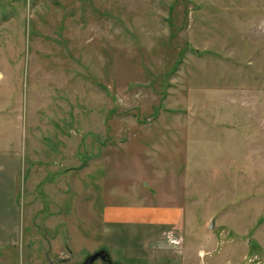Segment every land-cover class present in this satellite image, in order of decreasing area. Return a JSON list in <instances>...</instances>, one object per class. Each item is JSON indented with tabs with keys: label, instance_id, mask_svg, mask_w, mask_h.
Masks as SVG:
<instances>
[{
	"label": "rangeland",
	"instance_id": "1",
	"mask_svg": "<svg viewBox=\"0 0 264 264\" xmlns=\"http://www.w3.org/2000/svg\"><path fill=\"white\" fill-rule=\"evenodd\" d=\"M0 146L24 157L0 262L81 264L114 206L182 212L151 253L264 264V0H0Z\"/></svg>",
	"mask_w": 264,
	"mask_h": 264
},
{
	"label": "crops",
	"instance_id": "2",
	"mask_svg": "<svg viewBox=\"0 0 264 264\" xmlns=\"http://www.w3.org/2000/svg\"><path fill=\"white\" fill-rule=\"evenodd\" d=\"M23 162L22 152L0 146V252L10 250L15 253L21 245L23 222L18 203V188ZM134 208L136 209L128 207L122 213H117L114 206H107L104 210L102 249L109 254L112 261L121 264H184L179 255L177 262L173 257L166 258L163 252L160 253L162 250L151 253L145 248L152 238L157 239L160 228L177 223L178 215L182 212L178 208ZM118 224L123 227L119 228ZM145 225L149 228L139 236V248L129 246L127 238L121 240L125 236L122 230L132 231L128 236L133 238L136 230ZM151 226L155 228L151 230ZM53 250L55 249L50 248L49 252ZM68 252H73V249L69 248ZM53 260L51 259V264H56ZM0 264H8L6 255Z\"/></svg>",
	"mask_w": 264,
	"mask_h": 264
},
{
	"label": "water",
	"instance_id": "3",
	"mask_svg": "<svg viewBox=\"0 0 264 264\" xmlns=\"http://www.w3.org/2000/svg\"><path fill=\"white\" fill-rule=\"evenodd\" d=\"M211 228L213 227V223L210 226ZM98 258H102L103 260H107L109 259V255L105 250H100L97 251L91 255H89L85 261L81 264H94V262L98 259Z\"/></svg>",
	"mask_w": 264,
	"mask_h": 264
},
{
	"label": "built area",
	"instance_id": "4",
	"mask_svg": "<svg viewBox=\"0 0 264 264\" xmlns=\"http://www.w3.org/2000/svg\"><path fill=\"white\" fill-rule=\"evenodd\" d=\"M173 243H178V241L177 240H173Z\"/></svg>",
	"mask_w": 264,
	"mask_h": 264
},
{
	"label": "flooded vegetation",
	"instance_id": "5",
	"mask_svg": "<svg viewBox=\"0 0 264 264\" xmlns=\"http://www.w3.org/2000/svg\"><path fill=\"white\" fill-rule=\"evenodd\" d=\"M107 260H109V259H107Z\"/></svg>",
	"mask_w": 264,
	"mask_h": 264
}]
</instances>
